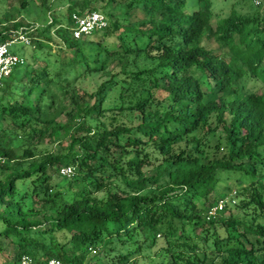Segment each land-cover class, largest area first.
Listing matches in <instances>:
<instances>
[{"label":"trees","instance_id":"16d2710c","mask_svg":"<svg viewBox=\"0 0 264 264\" xmlns=\"http://www.w3.org/2000/svg\"><path fill=\"white\" fill-rule=\"evenodd\" d=\"M18 1L25 9L29 0ZM64 1L42 26L0 18V42L21 30L40 48L49 47L42 33L71 28L73 12L107 20L77 39L63 34L72 55L59 67L24 61L2 80L6 264L22 255L34 264H264V4L243 13L217 0ZM37 2L51 13L52 0ZM79 63L70 78L64 64ZM86 80L97 82L79 94ZM61 133L66 147H38ZM54 173L76 186L52 193ZM232 190L235 202L206 218ZM41 200L53 213L38 219Z\"/></svg>","mask_w":264,"mask_h":264},{"label":"rangeland","instance_id":"374dc122","mask_svg":"<svg viewBox=\"0 0 264 264\" xmlns=\"http://www.w3.org/2000/svg\"><path fill=\"white\" fill-rule=\"evenodd\" d=\"M3 1V0H2ZM51 2V0H49ZM53 6L51 13H45L44 10L42 11L39 8L37 0H29L28 5L25 7V9H21L19 7V1L18 0H6L3 3L0 1V18H3L2 12L6 11L9 13L8 20H11L12 17L15 18L16 21L22 22L24 26H28L29 24L35 25V26H42L47 23L48 20L54 19L55 17H59L60 13L55 10L56 8H61L63 10V7L65 6V1L58 3V0H52ZM217 7H227L231 3H234L237 7V9L240 12L243 13H249L254 12L258 7H256L252 0H217ZM103 4V2H97L95 1V6H100ZM141 14L138 10H136L132 16L129 17L130 20L138 19ZM1 20H5L4 18ZM65 25V26H64ZM30 26V25H29ZM58 27H52L50 29V32L42 33L43 42H48L49 47L43 46L42 48L36 46L35 40H32L28 44H24L20 41H14L9 46V50L13 53H16L20 56H22L25 60V62H33V65L44 63V61L49 63L50 71L54 69V67H59L62 60H66L67 58L71 57L72 53L71 51H67L65 47L67 46V39H62V35H66L67 38H70V24L66 23H60L56 24ZM13 38V37H12ZM31 39V38H30ZM66 73L72 78L74 76V73H77L78 71H81L82 65L79 63L74 66V68L70 69L69 66L64 64ZM23 70V67L20 66L17 69V73H21ZM89 80H86L82 85L78 82L75 90L78 91L79 94H82V87L87 89H93L95 86V83L97 81L93 80L92 82H88ZM89 102H92L90 100ZM63 104H65L67 110L72 108V103L68 98H65L63 101ZM61 122L65 121V116L63 114L60 115L58 118ZM1 127H6L7 122L1 120L0 121ZM69 138L67 136H64L63 133H61L58 136V139L54 140L51 143H47L44 141H41L39 144V148H48L49 150L53 152H57L61 148L66 147L69 144ZM50 172H52L50 170ZM146 173L148 175L154 174L153 168H149L146 170ZM245 179V177H243ZM233 178L228 179L227 182L233 185V188H238L237 184H233L234 181ZM76 182L74 183H67V179L62 178L58 176L56 173L52 175V178L50 180V185L52 187V193L59 190V191H65L67 192L72 186H76ZM34 208L37 210H40L41 213L35 215L36 218H40L43 214H50L53 213L51 209H44V203L43 201H39L34 203ZM0 264H6L8 262H11L13 260V248L14 246L12 244H8V240H6L3 237H0ZM98 257H100L102 260H106V257L103 253H98Z\"/></svg>","mask_w":264,"mask_h":264},{"label":"built area","instance_id":"2783aa9c","mask_svg":"<svg viewBox=\"0 0 264 264\" xmlns=\"http://www.w3.org/2000/svg\"><path fill=\"white\" fill-rule=\"evenodd\" d=\"M255 6L264 4V0H252ZM71 36L73 38H80L81 36L89 35L93 31L104 28L107 25V20L104 14L97 10L87 11L85 13L73 12L71 15ZM14 41H20L24 44L29 43V38L21 31L17 30L13 34L11 40L0 42V87L2 86V80L8 76L14 67L24 63V58L9 50V46ZM0 160H2L0 158ZM73 173L72 166H62L59 168V174L63 176H70ZM236 200V190H232L225 197L217 200L212 204L206 214V218L214 216L217 211L223 209L224 205L228 202L233 204ZM16 264H34L33 258L28 255H22ZM47 264H59L55 259H49Z\"/></svg>","mask_w":264,"mask_h":264}]
</instances>
